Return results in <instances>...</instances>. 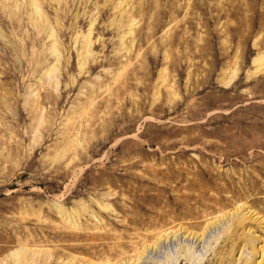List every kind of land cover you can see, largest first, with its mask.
Wrapping results in <instances>:
<instances>
[{
    "label": "rangeland",
    "instance_id": "374dc122",
    "mask_svg": "<svg viewBox=\"0 0 264 264\" xmlns=\"http://www.w3.org/2000/svg\"><path fill=\"white\" fill-rule=\"evenodd\" d=\"M20 263L264 264V0H0Z\"/></svg>",
    "mask_w": 264,
    "mask_h": 264
},
{
    "label": "bare ground",
    "instance_id": "6f19581e",
    "mask_svg": "<svg viewBox=\"0 0 264 264\" xmlns=\"http://www.w3.org/2000/svg\"><path fill=\"white\" fill-rule=\"evenodd\" d=\"M38 11V10H37ZM21 264V263H20Z\"/></svg>",
    "mask_w": 264,
    "mask_h": 264
}]
</instances>
